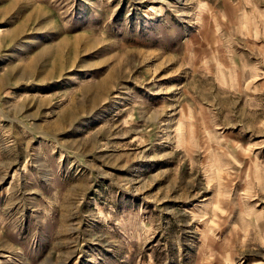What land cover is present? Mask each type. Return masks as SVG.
Masks as SVG:
<instances>
[{"label":"rangeland","instance_id":"1","mask_svg":"<svg viewBox=\"0 0 264 264\" xmlns=\"http://www.w3.org/2000/svg\"><path fill=\"white\" fill-rule=\"evenodd\" d=\"M0 264H264V0H0Z\"/></svg>","mask_w":264,"mask_h":264}]
</instances>
